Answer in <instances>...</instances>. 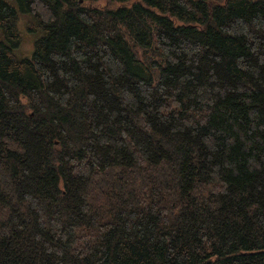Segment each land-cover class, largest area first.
<instances>
[{
    "label": "trees",
    "instance_id": "trees-1",
    "mask_svg": "<svg viewBox=\"0 0 264 264\" xmlns=\"http://www.w3.org/2000/svg\"><path fill=\"white\" fill-rule=\"evenodd\" d=\"M0 0V264H264V0Z\"/></svg>",
    "mask_w": 264,
    "mask_h": 264
},
{
    "label": "rangeland",
    "instance_id": "rangeland-1",
    "mask_svg": "<svg viewBox=\"0 0 264 264\" xmlns=\"http://www.w3.org/2000/svg\"><path fill=\"white\" fill-rule=\"evenodd\" d=\"M17 11L16 30L20 41L16 47L12 48L14 56L17 58H27L32 52L33 42L42 34L39 30H30L29 25L33 22L32 17L19 9L15 0H7Z\"/></svg>",
    "mask_w": 264,
    "mask_h": 264
}]
</instances>
